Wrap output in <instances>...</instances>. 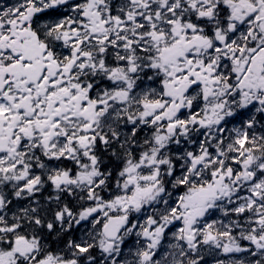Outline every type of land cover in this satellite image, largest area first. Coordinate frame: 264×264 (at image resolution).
I'll return each mask as SVG.
<instances>
[{
    "label": "snow or ice",
    "instance_id": "snow-or-ice-1",
    "mask_svg": "<svg viewBox=\"0 0 264 264\" xmlns=\"http://www.w3.org/2000/svg\"><path fill=\"white\" fill-rule=\"evenodd\" d=\"M0 264H264V0H0Z\"/></svg>",
    "mask_w": 264,
    "mask_h": 264
}]
</instances>
